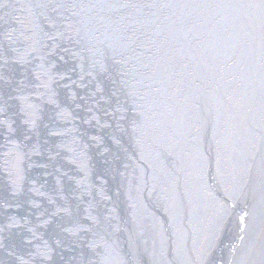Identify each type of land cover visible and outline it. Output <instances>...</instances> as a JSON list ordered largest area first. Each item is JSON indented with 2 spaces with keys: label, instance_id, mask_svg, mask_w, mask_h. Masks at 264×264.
Segmentation results:
<instances>
[{
  "label": "bare ground",
  "instance_id": "6f19581e",
  "mask_svg": "<svg viewBox=\"0 0 264 264\" xmlns=\"http://www.w3.org/2000/svg\"><path fill=\"white\" fill-rule=\"evenodd\" d=\"M129 2V9L122 8L117 0L104 4L101 15L108 24L105 37L121 46L125 52L123 57L132 55L134 59L131 66H125L123 70L130 83L136 84L135 91L140 96L133 97L134 93L128 91L130 98L125 101L139 110L131 113L135 119L124 116V102L120 99L101 102L104 88L95 92L101 87V78L91 76L92 90L87 86L80 92L89 104L79 99L80 96L76 101L72 100L71 93L67 95L66 91L75 89L74 82L82 80L87 71L79 73L73 57L68 55L82 42L72 38L76 37L73 32H78V28L66 20L74 11L69 8L65 12L61 8L66 3L64 0H0V24L1 19L8 20L4 27L18 35L19 40L14 36L12 40L18 48L14 49L20 53L16 63L12 62L14 50L6 51L7 45L2 41L7 36L4 34L2 39L0 31V50L7 59L4 62L0 57V82L8 79L7 70H4L8 64L17 70L9 77L21 81L12 85L8 98H13L10 102L15 106L20 99L25 115L20 114L19 104L15 121L27 128L35 127L32 128V140L21 142L23 149L20 140L10 134L12 118L7 115L0 119L3 121L0 126L7 130L6 143L10 145L5 150L6 156H0V176L6 182L13 181L15 189L23 190L28 178L26 162L18 156L8 155V151L16 150L13 143H19L18 155L21 154V158L32 156L34 146L38 144L34 138L38 125L49 128L46 136L54 138L50 142L52 153L60 147L68 161L71 159L67 160V155L73 156L80 148L81 159L90 168L89 159L94 155L87 153L86 157L85 152L91 142H95H88L85 148L84 136H75L73 129L83 132V123L90 119L88 113L96 111L98 120L101 114L110 113L116 125L115 131L114 126L109 130L113 133L112 139L116 137L121 146L123 135L128 138L131 134L136 150L127 146V139L125 152L131 155L133 163L110 154L107 147L103 148L102 154L112 160L117 175L123 173L117 170L118 164L131 167L128 187L132 192L131 206L136 210H130L129 221L133 229L126 226L128 222L122 219L123 214L112 210L114 214L108 220L111 223L110 217L114 219L115 231L111 233L119 237L121 245L118 242L106 249L105 264H109L111 253H119L122 264H128L121 254L124 248L122 234L127 237L130 249L135 251L133 264H216L221 257L223 261L225 252L226 264H264V238L257 243L263 227L259 208L264 205V44L263 57L257 60V36L258 32L264 36V20L257 22V0H238L237 4L234 0ZM28 16L33 19V25L38 20L32 29L25 23ZM61 20L68 24L63 25ZM117 25L125 27V35ZM26 26L31 31L23 48L20 39H24ZM59 43L67 44L65 47L69 51L61 52ZM85 52L92 53L89 48ZM62 54L69 58L70 71L55 70ZM62 74L66 79L60 83L58 75ZM39 84L46 88L48 95L35 97L30 103L18 97L38 92ZM60 89L68 98L63 102L56 96ZM131 98H135V102ZM104 106L106 110L101 109ZM59 112L69 115L66 118L70 120L66 124L69 128L58 121ZM45 114L49 119L42 123L41 117ZM21 129L26 136L28 130ZM54 129L68 135L61 138L52 135ZM38 138L42 139V135ZM85 171L88 170L81 172ZM81 172L76 177L79 181L71 179V183L81 182L82 192L87 182L91 185L95 178L101 177L97 173L89 181L85 177L87 173L83 176ZM54 179L53 183L59 186V178ZM67 198L70 200L71 197ZM232 205L247 208L245 219L239 220V213L238 216L233 214ZM133 216H136L137 226L131 221ZM239 227L240 231H237ZM222 248L221 256L217 253ZM142 251L146 252L144 257L138 255ZM173 252H176V263ZM49 256L52 258L53 251L50 250Z\"/></svg>",
  "mask_w": 264,
  "mask_h": 264
},
{
  "label": "water",
  "instance_id": "95a60500",
  "mask_svg": "<svg viewBox=\"0 0 264 264\" xmlns=\"http://www.w3.org/2000/svg\"><path fill=\"white\" fill-rule=\"evenodd\" d=\"M64 1L66 3L63 4L61 8L65 12H67L69 8L71 9V11H74L73 13L68 14L66 20H70L71 25L78 28V32L77 30L73 32L76 34L75 35L76 37L74 38V36H72V38L82 42L80 43V45L77 46L78 48L74 50H70V53L68 54L69 56L73 57L76 63V69L79 71V73H81L82 71H87L86 73H84L82 81L87 84L89 90H92V86L89 83L90 77L95 76L96 79L97 78L99 79L103 74L105 76L104 78L105 81H104V85L101 88L102 89L104 88V92H106L105 84H109L112 88L107 93H104V99L101 98V101L103 100L116 101V99L117 100L120 99L121 100L120 102H124L122 106V113L124 114V116L126 114V117H132L133 119H135L134 116H131V113L132 111L139 112V110L136 109L129 102L125 103V101H128V99L130 98L129 96L131 93L129 92L134 93L133 97L135 95L139 96V94H137L135 91L136 84L133 85L130 83L128 74L123 70L125 66L127 65L131 66V63H133L134 59L132 58V55H126V57H123L124 56L123 53L125 52L122 51L121 46L115 44L112 38L111 40H108L104 34L106 32V26L108 24L106 25L105 19L102 18L101 7L104 4L110 3L113 0H85V1L83 0V3H79L80 0H64ZM117 1H119V4L121 5L122 8H124V6L127 9L130 8L131 4L129 0H117ZM234 2L235 4H237L238 0H234ZM237 7L240 8L241 5L238 4ZM60 18L62 19L61 16ZM262 20H264V0H257V22ZM62 23L63 25L68 24L67 21H62ZM117 27L119 31H121L125 35V27L122 25H117ZM2 39H4L3 35H2ZM2 39H0V42ZM60 44L61 43H59L58 46ZM263 44H264V36L260 32H258L257 60L262 59L263 57V51H262ZM86 48H89V50L92 52L90 55H88L85 52ZM82 49L85 50L82 51ZM82 56L83 59L81 60ZM107 56L113 59H109L107 58ZM0 57L4 58L3 60L5 62L6 57L2 55L1 50H0ZM117 57H120V60H118ZM1 69H3V67ZM6 69L8 68L4 67L5 71ZM8 71H12V73L14 74L15 71L17 70L8 69ZM94 89L95 88L93 87V90ZM118 95L120 97H118ZM131 99H134L133 102H135V98H131ZM138 100L140 101V98ZM86 115L88 116V119L90 118L89 120L95 118L94 112L93 114L88 113ZM0 119H2L1 111H0ZM97 122H101V130H103L107 134V136L109 137V141H111L114 148L119 149V152L114 151V154L116 152V155L119 158H122L124 161L133 163L131 155L126 154L125 146H124L125 141L128 139L127 146H131L134 150H136L135 148L136 144L134 143V139L132 138V135L130 134L129 135L130 137L128 138L125 135H123L124 144H121V146H119L116 137L114 136L115 139H112L113 133L112 132L109 133V130L107 131V128L109 129L112 126H114V131H115L116 125L113 122L112 118H110L109 120L108 117L106 116L103 117L101 115V119L97 120ZM96 125L97 124H93L92 126L100 127V125L99 126ZM1 128H3V130L0 135V152L5 148L10 147V145L6 143L7 137L5 135L7 133V130L5 129L4 126L2 127V125ZM87 129H88V133H92L89 128ZM117 133L120 132L117 130ZM93 150L97 153V149L92 148L89 151L86 150L85 156L87 157V153L91 156L92 154L94 155ZM80 154H81V149L79 148L78 152L73 156L67 155V159H71L67 162H72L69 163L70 165L69 168L72 170L77 168L79 173L81 171L88 170L89 172L88 171L81 172V174L84 176L86 175L87 172L90 173V168L85 164V161L81 159ZM94 157H96V159H101L103 162L105 161L108 162V160L110 159L106 156L104 157L101 156V158H99L94 155ZM130 168L131 167H126L125 165L122 166L120 164L117 165V170L119 171L122 170L123 173H118L117 175L118 188L116 189V194H117L116 198L120 199L125 205L124 206L125 210L123 213L124 218L122 219L128 222L126 223V226H128L129 229H133L134 227H132L129 221L130 213H131L130 210H133L134 208L133 206H131L132 203L130 201V196L132 192L128 187L129 185L128 183H130V178L132 177V174H129L128 172ZM100 175L101 178L102 177L106 178V175L108 174L104 173V175H102L100 170ZM33 182H34L33 175L32 174L28 175V178L25 181V187L36 188ZM120 182H121V186L119 185ZM80 183L81 182H79L78 184L80 185ZM82 184H85V182L82 181ZM92 184L93 182H91V185L89 182H87V186H84L82 195L78 196L76 199V202L77 201L79 203L82 202V204H79V207L86 206L87 209V210H78L80 212V215L82 214L85 215L87 219L83 220V218H81L80 221L77 222L76 224L75 223L73 224L69 221L66 215V212L68 210H63V208H66V206L64 205L65 203L62 202L60 199L53 200L55 202L54 206L59 208L55 209L54 206H49L48 210H40L39 205H36L35 203L34 206L32 207L31 205L33 204V202H30L28 208L29 210L27 211H29L31 214L28 213L27 222H23L20 220H16L15 218H12L15 212L14 210H10V209L11 206L13 208L14 203L12 202L0 203V250L4 249L3 251L0 252V264H48L49 261L48 259L50 258L49 256L50 250L57 252L59 258L62 257L64 262H68V264H105V260L107 258L106 249L108 248L111 249L112 245L113 244L117 245L118 242L121 245V240L119 239V237H116L115 234L111 233L112 231H115V227L113 224L114 219L110 217L111 223H109L108 218L109 216L113 215L114 212L112 210H105L104 209L105 207L103 208V204L105 206L107 204L104 203L102 200L101 201L99 200L101 198V195L104 196V194L101 192V187L103 188L104 185L99 186V188L95 191V188L94 189L92 188ZM7 186L11 187L9 188L8 191H6L7 197L15 196L16 191H19L18 188L15 189V186L13 185V181L10 182V185L7 184ZM86 189H88V192L89 191L91 192L89 199H87V196L84 194V192H87ZM103 191L104 193L107 194V190H103ZM32 199L36 200L34 196H32ZM114 199L111 200L112 203L115 201ZM96 204L100 205L101 210H90V207L95 206ZM4 205L9 206V208L8 209L3 208ZM134 210L136 209L134 208ZM96 211L99 212L97 213ZM95 216H98V219ZM51 220L55 221V225L57 228L59 227L60 229L61 228L65 229V232L59 234L57 243H54L53 241L41 239L42 236L41 233L44 230L43 228L48 226ZM98 221L101 223L100 227L97 224ZM131 221L135 226H137L136 216H133ZM121 227L123 228V226ZM14 228L19 230V232H21L20 241L22 246L25 247L24 251L18 247L16 248V250H13L11 247L9 248L8 245L5 243L6 235L4 232L5 231L10 232V230H14ZM81 231H85L84 234H82ZM88 232H90V234H87ZM120 237L124 240L123 241L124 248L121 249L122 250L121 254L125 257L128 264H133L135 251L133 249H130L131 247L128 245V240L125 235L122 234ZM79 238H81V240ZM115 239L117 240L114 241ZM102 240L105 241L102 242ZM81 246H84V249L87 248L89 250L87 254H85L84 258L80 256V253H82ZM223 252L224 250H221V252H218L217 254L222 256ZM138 253H139L138 255L140 256L146 254V252L143 251ZM173 254H174L173 257L175 262L176 252H173ZM118 256L119 253L117 254L111 253V257H110L111 260L109 264L111 263L122 264L120 259L121 256H119V262H118ZM225 257H226V252H225ZM225 257L223 261H222V257L220 261L216 260V264H226ZM83 259L85 260L83 261ZM64 262L62 264H65Z\"/></svg>",
  "mask_w": 264,
  "mask_h": 264
},
{
  "label": "rangeland",
  "instance_id": "374dc122",
  "mask_svg": "<svg viewBox=\"0 0 264 264\" xmlns=\"http://www.w3.org/2000/svg\"><path fill=\"white\" fill-rule=\"evenodd\" d=\"M25 8L28 9L27 7H25ZM24 12L26 13L27 11L24 10ZM28 18L30 19L31 17L28 16L25 23L27 26L31 27V29H32V27H34L35 25L38 24V20H35V25H33V19L31 18V20L29 21ZM7 21L8 20L6 18H5V20L1 19V22H2L0 24V27H1L0 31L2 33L1 35L4 36V34H6V36H7V37H5V40L2 41V43L7 45V47H6L7 52H8L9 47L14 50L13 53L15 56L12 57L11 59H12V62L16 63V59H18V54H20V53H19V51L17 52L14 49L17 47L13 45L14 41L12 40V37L14 36L15 38H17V40H19V37L14 32H11V31L5 29L4 26H6ZM27 26H26V31L23 35L24 39H20L23 41V44H24L23 48L26 46V42L30 38V35L28 33L31 31V29H28ZM39 30H42V27L39 26ZM70 32H72V31H70ZM65 46H68V45L67 44H60L59 49L61 52L69 51L67 49L68 47H65ZM2 47H4V46H2ZM62 47H63V49H62ZM63 54L58 57V61L56 63L55 70L57 69L59 71H64L67 69L68 71H70L71 69L68 66L69 58H67V55H66V58L63 57ZM6 68H8L9 70L13 69L12 66L9 67V64ZM8 69H6L7 70L6 73L10 77H13L14 74L12 73V71H8ZM9 76L7 77L8 78L7 80H5L4 82H2V81L0 82V111H1V117L4 118V116L8 115L12 118L10 121L12 124L10 127V134L14 137L16 136L17 141L20 140L19 141L20 144L19 143H16V144L13 143V145H15L17 149L16 150H15V148L11 149V151H8V155H12V157H15V158L18 156V157H20L21 160L26 162V165H27L25 168L26 176L30 175V174L33 175V177H34L33 184H36L37 189L33 188V187H24L23 190L16 191L15 196H12V197L8 196L7 197L6 191H8L9 188H11V187L7 186V183H4V182H6V180L2 176H0V203H4V202L14 203L13 208L11 206L10 210H14L15 214L13 217L12 216L11 217L15 218L16 220L27 222L28 213L31 214L29 211H27V210H29L28 208H29L30 202H33V204L31 205L32 207L34 206V203H35L36 205H39L40 210H48L49 206L55 205V202L53 200L60 199L62 202L65 203L64 205L66 206V208H63V210H68L66 212V215H67V217L71 223L76 224L77 222L80 221L81 218H83V220H86L87 217L83 214L80 215V212L78 211V210H87L86 206L85 207H79V204H82V202H80V203L78 201L76 202L77 197L82 195V193H81L82 187L78 184H72L71 183V179H73L75 181H79V179H77L76 177H78V175H80V173H79L77 168L74 170L69 168L70 162L66 161V158L62 155V152L60 151V147L58 148L59 150L57 149L58 150L57 152L52 153L53 146L50 142H52V140L54 138H53V136H46V135H48V129H49V128H47L46 125H40V126L38 125L37 126L38 128H36V131L34 133V138L38 144L36 146H34L33 155L32 156L29 155L27 158H26V156H23L21 158V154L18 155V152H19L18 144L20 145L21 148H23L21 145V142L24 141V142L28 143L30 140H32L31 139L32 138L31 136L33 134L32 128L35 129V127H32V128L28 127L27 128V126H25V124L20 125V124H18L17 121H15V119L18 118L17 113L19 111V109H18L19 104H20V110L21 111H22L24 105L21 103L22 101L20 99L18 100L19 104L15 103L16 106L11 104L10 100H12L13 98H8V92L11 90V88H13L14 83H19L21 80H13ZM58 77H60L59 78L60 83H62L63 80L66 79L63 74L58 75ZM104 78H105L104 76L101 77V87L104 85V81H105ZM76 79H78V77H76ZM68 84L69 83H67V86H68ZM74 84L77 87L75 89H72L71 92H70V90L66 91L67 95H69L71 93L72 94V100L77 101L79 99H84V101L87 104H89L86 101L87 97L84 95V93L80 95V92L82 90H84L85 87H87V84L84 83L81 79H79L78 82H74ZM38 86L41 88L38 92L35 91L33 93L31 92L30 94H24V95H20L18 97H21V99H24L23 102H27V103L29 102L30 103V102H32V100H35V97L40 98V96L48 95V94H46L48 92L43 85L39 84ZM101 87L98 88V90H96L95 92H101ZM111 88L112 87L109 84H105L106 92H104V93H107ZM92 94H93L92 95L93 98L96 99V96H94V93H92ZM56 96L59 99L62 98V102L65 98L68 99L67 96L62 91V89H60L58 91ZM79 96H80V98L78 99ZM101 102L107 103L108 101L103 100ZM95 108H96V106H95ZM101 109L106 110V107L104 106V108H101ZM79 110L84 111V109H79ZM28 111L30 112L29 109H28ZM20 114L25 115L23 113V111ZM58 114L61 116V117L57 118L58 121L60 123H62L64 125V127L69 128V126L66 125V124H69V122H70V120L66 119L69 117V115L67 113H63V112H59ZM90 114H92V113H90ZM75 115H77V114L75 113ZM101 115L104 117L105 116L109 117V120H110V118H112L113 122L115 121L110 113L109 114L103 113ZM35 116H36V114H35ZM94 116H95L94 119L86 121L83 123V125H84L83 132H77L75 129H73V134L75 136H76V134H81L82 136H84L85 148L88 146L87 145L88 142H91V141L95 142V144L91 142V146H89L87 148V151H89L92 148L97 149V153L94 150H93V153L95 156H97L99 158H101V156L104 157V155L102 154V150L104 147L108 148V152L110 154L114 153V151L119 152V149L114 148L111 141H109V137H107V134L103 130H101V124H97L98 115H97L96 111L94 112ZM78 118L79 117H75V119H78ZM83 118H84V116H83ZM45 119L46 120L49 119L48 114L47 115L45 114L43 117H41L42 123L45 121ZM0 121L3 122L2 120H0ZM5 123L7 124L6 121H5ZM53 123L54 122H51V124H53ZM93 124H97L96 126L100 125V127H94V126H92ZM107 125H108V123H107ZM44 126H46V128ZM21 128H24V130H28L26 136L25 135L23 136V134H25V132H22ZM42 128H45V130L43 132H42ZM87 128H89L92 133H88ZM0 129H1V127H0ZM108 130H110V128L109 129L107 128V131ZM62 131L63 130L56 131V129H54L52 132V135H56L60 138L68 135V134L63 135ZM43 134H45V136H43ZM39 135H42V139L38 138ZM5 136H8V134H6ZM108 141H109V143H108ZM1 148H4V147H1ZM6 149L7 148H5L4 150H1L0 156H2V157L6 156L5 155ZM115 154H116V152H115ZM30 161L33 162V164L29 163ZM89 161H91L90 173H88L89 172L88 171L87 175L86 176L84 175L86 178H88V180H92V177L94 175H96L97 173L100 174V170H101L102 175H104V173L108 174V175H106V178H103V177L102 178L99 177V179L95 178V183L92 184V188L95 187V191L99 188V186L104 185L103 188L101 187V192L104 194V196L101 195V198L99 199L100 201L102 200L104 203L107 204L106 206L103 204V208L105 207L104 208L105 210H116V213L122 215L124 213V210H125V207H124L125 205L120 199L116 198L117 194H116L115 189L118 186V178H117L116 167H115V165H113L112 160L109 159L108 162H106V161L103 162L101 159H96V157L92 156V158H90ZM111 163H112V165H111ZM0 167L2 168L1 164H0ZM106 167H108V168L110 167V168L108 169ZM69 173H71V176L68 177ZM59 174L61 176L62 175L63 176L59 177ZM0 175H1V173H0ZM56 175H58V177ZM50 177H52V178L50 179ZM85 177H83L82 179H86ZM54 178H56V179L59 178V186H58V183H56V184L53 183L55 181ZM8 185H10V184L8 183ZM103 190H107V194L104 193ZM72 192H73V194H72L73 197L71 196ZM85 195L87 196V199H88V196H90V191L89 192L87 191ZM32 196H34L36 198V200H33ZM67 197H71L70 200ZM112 199L115 200L113 202L114 204L111 201ZM72 201L75 203H73ZM9 206H10V204H9ZM9 206L4 205L3 208L8 209ZM54 207H55V209L59 208L56 206H54ZM244 208L245 207H243V209ZM230 209L233 210V214H235V215H237L239 213L240 218L239 217L238 218L240 220L241 219L240 210H243V209L240 208V206H238V205H232L230 207ZM90 210H101V207H100V205L96 204L95 206H91ZM96 212L98 213L99 211H96ZM95 217L98 219V216H95ZM236 219H237V217H236ZM1 220H2V217H1ZM232 220H235V218H233ZM97 224H99V226H100L101 223L98 221ZM22 227H24V226H22ZM43 229L44 230L42 232L43 234L41 233V235H42L41 239L53 241L54 243L58 242L57 239H58L59 234H62L63 232H65V229H63V228L60 229L59 227L58 228L56 227L54 220H51L50 224H48V226L44 227ZM237 231H240V227L237 228ZM81 232H82V234H84L85 231H81ZM4 233L6 235L5 243L8 245L9 248L11 247L13 250H16V248L18 247L23 251L25 250V247L22 246L21 241H20L21 232H19V230L14 228V230H10V232L5 231ZM87 234H90V232H88ZM79 239L81 240V238H79ZM81 249H82V253H80V256L82 258H84L85 254H87V252L89 250L87 248L84 249V246H81ZM3 250L4 249H1L0 252ZM222 250H224V249L222 248ZM84 260L85 259H83V261ZM63 262H64V260L62 259V257L59 258L58 253L53 251V256L48 261V264H62ZM64 263L68 264V262H64Z\"/></svg>",
  "mask_w": 264,
  "mask_h": 264
},
{
  "label": "flooded vegetation",
  "instance_id": "af4514ba",
  "mask_svg": "<svg viewBox=\"0 0 264 264\" xmlns=\"http://www.w3.org/2000/svg\"><path fill=\"white\" fill-rule=\"evenodd\" d=\"M1 127V126H0ZM2 130H3V128H1L0 129V135H1V133H2ZM0 155H1V152H0ZM4 183H9L10 184V182L8 181V182H4ZM6 185V184H5ZM240 208H242L243 209V207H240ZM245 210H247V208L245 207L243 210H240V213H241V219H245V217H246V212H245ZM259 210H262V212H261V222H263V227H262V229L260 230V232H259V234H258V236H257V243H258V241L260 240V239H263L264 238V232H263V230H264V205L262 206V207H260L259 208ZM243 224V223H242ZM263 233V234H262ZM261 236V237H260Z\"/></svg>",
  "mask_w": 264,
  "mask_h": 264
}]
</instances>
